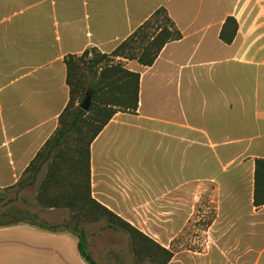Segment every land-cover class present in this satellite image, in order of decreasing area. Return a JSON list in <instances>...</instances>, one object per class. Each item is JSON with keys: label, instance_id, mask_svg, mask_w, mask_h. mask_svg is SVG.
<instances>
[{"label": "crops", "instance_id": "crops-1", "mask_svg": "<svg viewBox=\"0 0 264 264\" xmlns=\"http://www.w3.org/2000/svg\"><path fill=\"white\" fill-rule=\"evenodd\" d=\"M160 7L181 38L167 42L152 65L124 60L140 73L138 107L115 113L91 143L92 196L131 223L127 210L135 195L143 198L145 191L149 200L148 170L135 174L128 153L120 152L129 127L136 126L161 141L174 139V157L188 155L181 147L188 144L191 167V158L205 153L206 163L231 170L217 186L248 189L237 213L244 234L259 235L264 204L253 205L252 192L254 160L264 158V0H0V190L19 180L57 126L69 99L64 57L88 47L111 52ZM229 15L238 27L226 43L219 32ZM65 212L48 208L41 214L57 223ZM223 224L226 236L229 225ZM225 245V263L231 253L244 256L235 244ZM0 264L88 263L68 230L21 222L0 225Z\"/></svg>", "mask_w": 264, "mask_h": 264}, {"label": "trees", "instance_id": "trees-1", "mask_svg": "<svg viewBox=\"0 0 264 264\" xmlns=\"http://www.w3.org/2000/svg\"><path fill=\"white\" fill-rule=\"evenodd\" d=\"M237 21L229 15L224 20L219 37L231 43L237 32ZM181 38L164 7L156 9L111 52L88 47L80 54L64 57L69 99L58 115L57 126L31 159L19 180L5 190L16 194L38 179L35 205L63 208L69 212L62 223L38 221L36 213L14 204L15 198L0 195L4 208L0 225L28 222L51 231L68 230L77 238L80 255L88 264H100L88 250L85 224L103 220L107 226L127 233L130 249L138 263L168 264L173 256L153 237L99 202L92 196L90 146L103 127L118 111L134 113L138 107L140 73L128 69L124 60H137L152 65L163 46ZM91 91L87 110L79 103ZM44 168L43 173L39 174ZM252 202L264 204V158L254 160ZM123 264V263H119Z\"/></svg>", "mask_w": 264, "mask_h": 264}, {"label": "rangeland", "instance_id": "rangeland-1", "mask_svg": "<svg viewBox=\"0 0 264 264\" xmlns=\"http://www.w3.org/2000/svg\"><path fill=\"white\" fill-rule=\"evenodd\" d=\"M214 67L220 68L221 65ZM185 144L181 147L185 146L188 155L174 157V139L161 141L157 133L129 127L128 138L120 146V152L128 153L135 174L142 167L148 170L150 196L146 202L145 191L143 198L135 195L134 202L138 204L129 206L131 210H127V214L134 218L132 224L172 250L173 256L168 264H233L236 260L240 264H253L255 261L256 264H264V229L256 236L245 235L244 222L237 213L238 199L247 204L248 189H227L226 184L218 187L223 178L231 176V170L222 171L215 163H206L210 160L205 153L204 156L192 157V163L196 161V164L191 167V149ZM203 151L211 150L204 148ZM36 188L35 184L24 187L18 192L14 204L28 209L31 214L36 212V219L43 221L41 213L44 208L35 205ZM1 194L8 199L14 196V189L0 190ZM2 203L0 211L4 208ZM224 214L230 216V220L225 221ZM68 218L67 211L63 220L58 222ZM224 222L229 225L226 236L222 233ZM84 228L88 250L100 264H149L135 261L126 232L107 226L103 220L85 224ZM225 241L235 244L237 251L241 250L244 256L238 260L240 256L231 253L230 261L225 263Z\"/></svg>", "mask_w": 264, "mask_h": 264}, {"label": "water", "instance_id": "water-1", "mask_svg": "<svg viewBox=\"0 0 264 264\" xmlns=\"http://www.w3.org/2000/svg\"><path fill=\"white\" fill-rule=\"evenodd\" d=\"M91 104V91H87L82 101L79 103V106L85 110L89 108Z\"/></svg>", "mask_w": 264, "mask_h": 264}]
</instances>
